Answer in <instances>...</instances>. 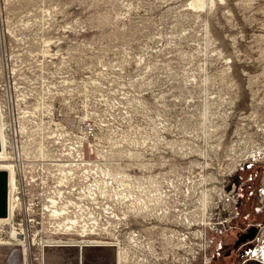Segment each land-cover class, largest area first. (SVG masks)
<instances>
[{
	"label": "rangeland",
	"instance_id": "rangeland-1",
	"mask_svg": "<svg viewBox=\"0 0 264 264\" xmlns=\"http://www.w3.org/2000/svg\"><path fill=\"white\" fill-rule=\"evenodd\" d=\"M189 1L0 0L2 109L20 117L42 98L49 107L28 117L33 146L42 119L44 134L52 133L47 148L54 155L80 149L85 160L98 162L106 189L138 197L157 182L177 209L173 214L200 220L202 203L210 201L205 217L213 225L204 229L200 220L192 228L153 221L150 234L132 217L108 227L129 249L126 264H142L139 258L214 264L234 235L230 222L247 205L244 192L238 195L247 167L263 172L259 186L264 180V0H212L199 13L188 9ZM45 40L51 58L41 57ZM75 136L84 138L83 147ZM105 202L100 199L98 212L126 211L125 204ZM132 231L136 247L129 243ZM263 233L264 226L223 264L264 263ZM170 234L188 235L187 252L176 260L168 251L163 257L162 235ZM18 250L0 247V264H38V252L25 262ZM115 250L87 248L81 264H115ZM44 264H78L77 252L47 248Z\"/></svg>",
	"mask_w": 264,
	"mask_h": 264
},
{
	"label": "bare ground",
	"instance_id": "bare-ground-1",
	"mask_svg": "<svg viewBox=\"0 0 264 264\" xmlns=\"http://www.w3.org/2000/svg\"><path fill=\"white\" fill-rule=\"evenodd\" d=\"M218 1L223 2L224 0ZM213 4L214 2L212 0H190L188 3V9L199 13L206 11V9L209 6H213ZM41 43H43L41 57L49 55L51 58L54 54H49V52H51V50H49V41L45 40ZM38 52L39 50H37V53ZM42 61L44 62V60ZM42 61L40 63H42ZM12 72H14V69H12ZM1 87L2 86H0V91ZM20 100H23V98L19 100L17 99V101ZM43 100L44 99L42 98L41 101L33 104L31 111L26 110L25 107L22 112H20L21 116L19 118L22 120L19 122V131L23 137L21 151L24 161H33V159L46 161L50 159L49 161L53 162L51 164L55 167L56 173L51 175L54 179L53 187L47 190L44 189L43 194H41L44 195L40 204V215L42 217L41 231L48 236L46 239H43L39 237V232L41 231L36 230L32 233V236L29 239H26V237L22 238V236L20 238H15L16 229L14 228V213L18 206L16 202L18 184L16 169L12 162L13 157L7 150L8 141L7 133L5 131L7 123L6 112L2 109L0 93V171H4L7 174L8 189L7 215L5 217H0V247L11 246L22 248V251H24V261L27 262L29 255H32V253L28 252V249H31L30 247L32 246L36 247L38 245V247L34 250V252H38V257L35 260L38 264H44L45 251L47 248H74L77 252V261L79 262L80 260L82 263L85 249L113 247L116 248L114 252L115 264H126L129 259V249L120 244V240L115 236V234L111 233V231L109 232L108 227L118 225L120 221H126L129 217H132L135 221H141L143 232L151 234V232L156 229V225L153 224V221L157 223L159 222V224L163 223L165 225L174 222L175 225L183 224L186 228H192L198 222L197 220H200L196 219V216L194 217L193 214L188 215L187 213V215L185 214L184 216L181 214L183 217L180 216V214H173L174 212H177V209L175 207L172 208V205H169L166 193L159 188L156 184L157 182L151 185L150 191L146 190L141 192L138 197L133 196L131 192H128L125 189H121L119 191L106 189L109 183L99 180L100 167L96 164L98 162L85 160V158L81 156L80 149L70 148L67 151L61 152L59 156L52 158L53 152L47 148L44 141L45 139H52V133L49 135L44 134L42 119H39V122L36 124V130L38 131L37 134L39 138L35 143V146H33L34 142L29 135V132L31 131H29L28 128V124L31 120L28 119V117H35V113L42 110V108H44L43 111L45 110L47 105L45 106L46 102ZM19 110L21 111V108H19ZM55 126L57 127V124ZM74 138L76 143H78L80 147H83V142L85 141L84 138L78 136H75ZM56 139L58 140L59 138L57 137ZM52 143L59 144L56 140L52 141ZM70 150L74 152H71ZM98 155L99 154L97 153V157H99ZM31 167L30 162L27 165L24 164L25 176L26 174H30ZM71 167L79 169L80 173L77 174L79 177L77 181L69 185L71 178H68V175L73 174V169ZM66 168H68V170H66ZM151 176H153L151 179H155L157 175ZM29 177H27V180ZM204 179L207 180L206 178ZM28 183H30V181H28ZM121 186L126 188V185L122 182ZM26 191H29V189ZM46 191L49 192L47 195L45 194ZM259 194L261 201L264 202V180L261 183ZM187 195V197L192 196V194L190 195V192H187ZM70 196H72L73 199ZM74 197L87 202H94L97 200L98 203L100 201L99 199L102 198L110 201V204H125L126 211L118 215L117 213H114L113 210L110 212L107 211L110 208L107 206V208L103 207L102 210L97 213V217H94L93 213L90 212V207L88 205H79L80 202H75ZM209 202L210 201H204L202 203L201 217H199L201 220L198 224L200 223L199 225H202L203 229L204 226L213 225V222H210L211 218L208 216L205 217V214L208 212ZM72 206L74 207V210H72ZM38 211L40 213V210ZM101 220H104L105 222H101ZM6 228L8 231L5 230ZM171 232L175 233V231ZM195 234L190 235L194 236ZM52 235L58 236L54 238ZM105 235L108 237H105ZM175 235L177 237V242L173 244L172 238L175 237ZM197 235L198 233L196 236ZM6 236L8 238H4ZM162 236V247H164L163 257H167V254L165 253L168 251V253H171L173 258L176 260V256H179L180 251L184 250V252H187L186 249H184V245L186 244L185 241L188 235L185 236L184 234H179V236H177V234H170ZM262 236L264 238V233ZM137 237L138 234L134 231L129 233V243H132L134 247H136L139 239ZM143 237L146 238V236ZM12 239L17 242L10 244ZM261 249L264 248L262 247ZM144 252H149L150 255H153L150 249H145ZM261 253L264 258V250ZM157 260H160V258L157 257ZM139 261H141L142 264H149L144 258H139Z\"/></svg>",
	"mask_w": 264,
	"mask_h": 264
},
{
	"label": "built area",
	"instance_id": "built-area-1",
	"mask_svg": "<svg viewBox=\"0 0 264 264\" xmlns=\"http://www.w3.org/2000/svg\"><path fill=\"white\" fill-rule=\"evenodd\" d=\"M10 72H12V69H10ZM7 73L8 71H6V74ZM10 75H13V74L11 73ZM15 102L16 101L14 100V104ZM10 108L11 109L13 108V104L11 102H10ZM5 114H6V121H7L6 127H5V131L7 133V141H8L7 150L13 157L12 162L16 169L17 184H18L17 185L18 189L16 191V200H17L16 202L18 206L14 213V221H15L14 228L16 229L15 238L16 237L20 238L22 236V238L26 237V239H29L32 236V233L34 231L36 230L41 231L42 217L40 215L41 214L40 204L42 201V197H44V195H41V194H43V190L46 189L45 186L48 184V182L53 183L54 179L51 175L53 173H56V171H55V167L51 164L53 163L51 161H41V160H38V161L34 160V161H28V162L24 161L23 156H22V151H21L23 137L21 136L20 131H19L20 121H19L18 114L17 115H13L12 113L10 114V112H8V109ZM85 131H86L85 133L91 134L92 129L90 127H86ZM59 155L60 153H58L57 155H54L53 153L52 158H55ZM81 156L82 157L85 156V153L82 151H81ZM89 156L91 159L97 157V155L94 153H90ZM29 162L32 167L30 168V174L29 175L26 174L27 177L30 176L27 180V177L24 175V164L27 165L29 164ZM45 162H48V163H45ZM71 168L73 169L72 170L73 174L68 175V178H71L70 183L73 184L79 178L77 174L80 173V170L74 167H71ZM249 168L250 167H247L248 171L245 174V180L241 183V186H244V187L240 186L238 188L239 189L238 195L241 196L242 192H244L245 197H250L253 193H255L259 201L262 203L261 197L259 194L260 187H261L259 186V181H260V178L263 172L262 173L258 172V170L254 172L253 167L250 169ZM66 170H68V168H66ZM28 181H30V183H28ZM253 182H255V185H253V188H250V185H246L247 183L252 184ZM26 189H30L29 193H26L27 192ZM7 192H8V189H7ZM70 197L73 199L72 196ZM74 201L80 202L79 205L81 206L88 205L90 207V212L93 213L94 217H97V213L99 210L97 208V204L99 203V202L97 203V200L94 202H87L85 200L82 201L74 197ZM107 202L111 203L110 201H107ZM38 210H40V213ZM72 210H74L73 206H72ZM112 210L113 209H110V211ZM113 211L114 213H117L115 212V210ZM117 214L119 215V213ZM47 236L48 235L45 234L44 232L42 231L39 232V237L46 239ZM4 238H8V237L6 236ZM16 242L17 241L12 239L10 244H13ZM36 247H38V245ZM36 247L32 246L30 247L31 249H28V252L32 253V258H34L33 255H34V250L36 249ZM17 252H18V254L16 253L17 257L19 256L21 257V259H23L24 251H22V248H21V253L19 250ZM246 261H249L253 264L254 263L264 264L263 262L256 261L254 259H248ZM78 264H81L80 260Z\"/></svg>",
	"mask_w": 264,
	"mask_h": 264
},
{
	"label": "flooded vegetation",
	"instance_id": "flooded-vegetation-1",
	"mask_svg": "<svg viewBox=\"0 0 264 264\" xmlns=\"http://www.w3.org/2000/svg\"><path fill=\"white\" fill-rule=\"evenodd\" d=\"M252 185H255V182H253ZM243 200V202H245L247 205H245V208L243 207L240 213H238L235 217L236 222H230L229 228L230 230H235L234 233L231 232L234 235H232L231 241L224 245L226 247V250L218 256V260L214 261V264H223V261L227 262L228 260H231L235 253L244 244L256 239L257 235L260 233L262 227L264 226V206H261L262 203L257 198V195L253 193L250 197H244ZM251 230H255L254 238L252 240H247L245 243H241L238 248L235 249L234 245L239 240V238L248 235ZM244 264L253 263L245 261Z\"/></svg>",
	"mask_w": 264,
	"mask_h": 264
},
{
	"label": "water",
	"instance_id": "water-1",
	"mask_svg": "<svg viewBox=\"0 0 264 264\" xmlns=\"http://www.w3.org/2000/svg\"><path fill=\"white\" fill-rule=\"evenodd\" d=\"M7 215V174L4 171H0V217ZM255 236V230H251L246 236H242L235 243L234 248L237 249L241 243H245L247 240H252Z\"/></svg>",
	"mask_w": 264,
	"mask_h": 264
}]
</instances>
